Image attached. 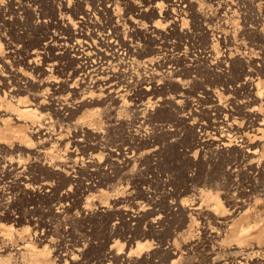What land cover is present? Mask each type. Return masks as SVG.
Returning a JSON list of instances; mask_svg holds the SVG:
<instances>
[{
  "label": "rangeland",
  "instance_id": "1",
  "mask_svg": "<svg viewBox=\"0 0 264 264\" xmlns=\"http://www.w3.org/2000/svg\"><path fill=\"white\" fill-rule=\"evenodd\" d=\"M263 122L264 0H0V264H264Z\"/></svg>",
  "mask_w": 264,
  "mask_h": 264
},
{
  "label": "bare ground",
  "instance_id": "2",
  "mask_svg": "<svg viewBox=\"0 0 264 264\" xmlns=\"http://www.w3.org/2000/svg\"><path fill=\"white\" fill-rule=\"evenodd\" d=\"M52 1V0H51ZM179 6V5H178ZM177 7V6H176ZM181 7V6H180ZM181 9V8H180ZM168 13V12H167ZM167 13H165V15L167 14ZM169 14V13H168ZM167 17V16H166ZM168 18V17H167ZM172 23V22H171ZM174 24V23H173ZM176 24V23H175ZM153 28H155V26H153ZM206 29V28H205ZM123 42V41H122ZM125 44V43H124ZM112 46V45H111ZM113 47V46H112ZM67 50V49H66ZM128 51V50H127ZM130 53H131V51H129ZM87 53V52H86ZM82 54V53H81ZM92 54V53H91ZM96 55V54H95ZM120 55V57H121V54H119ZM125 55V54H124ZM91 57H89V58H87L86 57V60H88L89 61V63H91L93 66L95 65L94 64V61H96V60H90L91 58H92V56L93 55H90ZM119 57V56H118ZM29 58H31V57H29ZM81 57H79V59H80ZM104 58V57H103ZM106 58V57H105ZM94 59V58H93ZM35 60V59H34ZM33 61V60H32ZM31 61V62H32ZM36 61V60H35ZM224 61V60H223ZM30 62V61H29ZM99 62V61H98ZM98 62H96V64L98 63ZM153 62V61H152ZM26 64V63H25ZM33 64V63H32ZM99 64V63H98ZM106 64V63H105ZM108 64V63H107ZM88 62H85L80 68H79V72L80 71H83V73H85L84 71L86 70H89L88 69ZM29 66V65H28ZM33 66V65H32ZM35 66L36 65H34V68H32L33 70L35 69ZM93 66H90L91 68H94ZM108 66V65H107ZM31 67V66H30ZM99 68V67H98ZM97 68V69H98ZM99 70V69H98ZM108 70V69H107ZM44 71V70H43ZM97 70H95V69H92V70H90L89 72H88V74H91V73H94V79H96L93 83V89H94V91H98V92H107L108 94H112V93H114L115 92V89H116V87H117V83H114V80H115V78H114V80H112V78L113 77H116V76H113L111 79H108V78H104V77H98V78H96L97 76H99L98 75V73H100V72H98ZM109 72V71H108ZM107 72V73H108ZM165 73V72H164ZM87 74V73H86ZM105 74V73H104ZM112 73H110V75H111ZM157 75V74H156ZM156 75H154V76H156ZM86 76V75H85ZM153 76V77H154ZM165 77L167 78V79H165V81H170V82H174V79H173V71H171V72H167L166 74H165ZM157 78V77H156ZM86 79V78H85ZM155 79V78H154ZM25 80V79H24ZM26 81V80H25ZM92 84V83H91ZM84 85H82V87H83ZM87 86V85H86ZM85 89H86V87H85ZM87 89H91V88H87ZM145 90H148V88L147 89H145ZM14 91V90H13ZM10 92V91H9ZM93 92V91H92ZM97 92V93H98ZM108 96V95H107ZM177 99V98H176ZM170 102H172L173 103V105L174 106H176L177 105V101H175V99H172ZM18 106V105H17ZM27 106H24V108H21V110L19 111V114H22V116H24L25 118H29V117H31V114H32V110H30V109H28V108H26ZM14 115L13 116V118L12 119H14V120H16V121H22V119H21V117H20V115ZM260 126H264V122L263 123H261L260 124ZM37 134H39V133H37ZM36 134V135H37ZM40 136L42 137L43 135H41L40 134ZM41 137H39V138H41ZM45 139V138H44ZM42 140V139H41ZM45 141H47V140H45ZM219 142H221V146L223 147V148H225L228 144H226V142H225V139H223V138H221V139H219L218 140ZM44 142V141H43ZM230 144V143H229ZM226 148H228V147H226ZM247 148V147H246ZM244 152V151H243ZM246 153L248 152L249 154H252V155H254L255 153L254 152H250V150H247V151H245ZM126 154H127V152H126ZM124 155V154H123ZM49 168L50 169H52L53 171H61V168H60V166L58 167V166H53V165H50L49 166ZM29 184H25V185H23V187L24 188H28L29 186H28ZM41 188L43 189V190H45L46 188H48V184L47 183H44V184H42L41 185ZM15 234H11L10 235V237H13ZM15 237H19V235H16ZM14 238V237H13ZM21 249H23V247L22 248H20V249H18V251L19 250H21ZM172 250V249H171ZM171 250L170 249H167V254L170 256H175V253L174 252H171ZM41 252V251H40ZM38 253V252H37ZM43 256H45L46 255V251L44 250L43 252ZM117 255H119V254H117ZM47 256V255H46ZM58 257V256H57ZM116 259H117V257H115ZM124 259H126V261H130L129 259H130V257L128 256V255H124V257H123Z\"/></svg>",
  "mask_w": 264,
  "mask_h": 264
}]
</instances>
